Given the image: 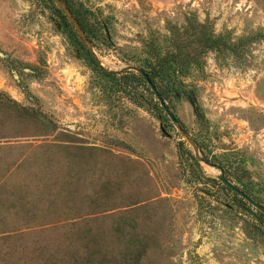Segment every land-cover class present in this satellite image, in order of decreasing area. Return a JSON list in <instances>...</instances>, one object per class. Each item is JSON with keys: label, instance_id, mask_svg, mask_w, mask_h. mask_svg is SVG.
I'll use <instances>...</instances> for the list:
<instances>
[{"label": "rangeland", "instance_id": "1", "mask_svg": "<svg viewBox=\"0 0 264 264\" xmlns=\"http://www.w3.org/2000/svg\"><path fill=\"white\" fill-rule=\"evenodd\" d=\"M78 1L105 69L172 58L182 93L166 112L0 0V264H264V211L220 180L264 209V0Z\"/></svg>", "mask_w": 264, "mask_h": 264}, {"label": "trees", "instance_id": "2", "mask_svg": "<svg viewBox=\"0 0 264 264\" xmlns=\"http://www.w3.org/2000/svg\"><path fill=\"white\" fill-rule=\"evenodd\" d=\"M37 1L51 6L53 13L60 18L62 25H64L72 45L80 53H82L84 58L87 59L91 65H93V71L99 76L112 77L115 80V84L119 87L135 88L137 86H144L151 96L155 95L158 98L157 95L159 94L163 100H166L171 95H175L176 97L181 95L183 87L181 77L183 73L181 68L182 66L177 61L172 58H166L163 61H159V65H157V67L150 65L144 69L143 72L145 75H148L149 80L156 88L154 91L142 75L134 72H126L119 75L115 72L108 71L101 65L95 53L91 50V48H89V45L95 48L97 47V33L101 32V30L104 29V26L98 24V22L93 23L88 10L84 8V5L78 0ZM58 2L62 5L61 7L57 4ZM96 24H98V27ZM218 41V39H213L212 43L216 45ZM228 49L232 50L233 47L229 46ZM156 106H158V104H156ZM194 159L196 164L199 166L196 158ZM211 181L215 184H219L216 180ZM226 189L229 190L230 188L226 186ZM83 264L94 263L92 260L88 259Z\"/></svg>", "mask_w": 264, "mask_h": 264}, {"label": "water", "instance_id": "3", "mask_svg": "<svg viewBox=\"0 0 264 264\" xmlns=\"http://www.w3.org/2000/svg\"><path fill=\"white\" fill-rule=\"evenodd\" d=\"M142 75L144 77L145 80H147L148 84L152 87V89L155 91L156 88L155 86H153L152 82L149 80L148 75H145V73L142 72ZM158 98L160 99L161 105L164 107L165 111L169 113V108L165 105L164 100L161 98V96L158 94L157 95ZM170 117L172 118L173 121H176V118L170 114ZM220 180L223 184H225L228 188H230L231 190H233L234 192H237L241 197H243L245 200H247L249 203L253 204L255 207L261 209L264 211L263 208H261V206L256 203L250 196H248L247 194H245L243 191L239 190L234 184H232L229 180H227L224 176L220 177Z\"/></svg>", "mask_w": 264, "mask_h": 264}]
</instances>
